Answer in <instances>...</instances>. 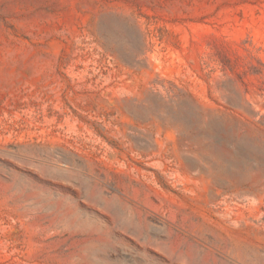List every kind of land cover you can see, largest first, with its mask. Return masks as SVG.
<instances>
[{
  "label": "rangeland",
  "instance_id": "rangeland-1",
  "mask_svg": "<svg viewBox=\"0 0 264 264\" xmlns=\"http://www.w3.org/2000/svg\"><path fill=\"white\" fill-rule=\"evenodd\" d=\"M0 264H264V0H0Z\"/></svg>",
  "mask_w": 264,
  "mask_h": 264
}]
</instances>
